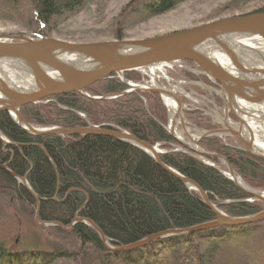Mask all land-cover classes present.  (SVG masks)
I'll return each mask as SVG.
<instances>
[{
	"label": "trees",
	"instance_id": "16d2710c",
	"mask_svg": "<svg viewBox=\"0 0 264 264\" xmlns=\"http://www.w3.org/2000/svg\"><path fill=\"white\" fill-rule=\"evenodd\" d=\"M23 1L0 0V9L36 35L44 34V29L61 17L80 10L85 2L26 0L30 2V9ZM182 1L129 2L115 20L112 37L122 39L127 27L163 14ZM259 11H264V6L252 12ZM184 61L196 67L191 61ZM137 75V71L124 73L128 81ZM126 89L127 86L112 75L85 92L96 97ZM162 103L155 92H130L99 100L70 92L49 97L39 104L24 105L20 112L28 123L37 127L79 128L92 124L126 130L150 145H158L162 149L160 159L197 183L222 212L237 217L261 211L257 200H244L251 196L215 168L192 153L177 149L179 143L165 130L167 114ZM0 132L15 144L3 146L0 142V195L10 203L16 216L34 218L36 202L2 165L26 178L39 198V221H56L70 227L75 215L87 218L115 248L163 230L187 228L216 218L197 192L189 190L149 155L129 143L94 134L31 136L5 111L0 112ZM201 143L206 152L226 158L247 185L264 188V159L214 137H206ZM208 159L218 163L217 158ZM263 226L264 220L221 226L157 239L133 249L110 250L93 228L78 222L70 231L58 226L39 229L51 236L59 234L63 243L54 239L48 244L50 249L33 245L13 250L0 242V264H209L219 249L236 246L256 232L260 233V241L252 249L253 254L249 252L250 259L245 264H264V231H260ZM172 252L177 253L173 261L168 257Z\"/></svg>",
	"mask_w": 264,
	"mask_h": 264
},
{
	"label": "water",
	"instance_id": "95a60500",
	"mask_svg": "<svg viewBox=\"0 0 264 264\" xmlns=\"http://www.w3.org/2000/svg\"><path fill=\"white\" fill-rule=\"evenodd\" d=\"M230 36L258 37L264 42V11L225 16L201 23L197 26L171 31L161 35L142 39H114L90 42H71L49 36L36 34H16L0 36V112H7L13 122L31 136L55 134L60 136L106 135L132 146L149 155L163 170L174 176L189 190L197 192L202 203L214 214L215 219L187 228L163 230L148 235L136 242L121 245L118 248L108 244L102 231L89 219L74 216L70 227L56 221H38L39 198L33 192L24 176H18L5 165L2 167L22 185L35 199V223L40 227L58 226L70 231L75 223H83L93 228L103 245L110 249H133L151 241L171 236L186 235L196 231L214 229L221 226H234L256 223L264 220V209L247 216H229L219 210L209 199L207 193L193 180L167 166L161 159L162 151L156 145H150L126 130L105 128L88 124L86 127L65 128L60 126L35 127L28 123L20 112L27 104H39L45 99L70 92L79 93L92 100L115 98L130 92H155L163 101L173 98L177 104L179 121L182 120V106L172 89H167L154 82L139 84L127 81L125 72L137 71L147 74L158 67L174 62L191 61L201 73L216 81L220 86L219 95L226 103L233 105L237 99L249 103H262L264 100V68L252 65L243 60L242 53H235L227 47ZM211 48L218 50L230 65H224L214 57ZM12 69L13 74L7 71ZM112 75L123 82L127 89L117 94L90 97L85 90ZM187 95V94H186ZM225 108V117H227ZM239 122L243 124L240 118ZM226 127V126H225ZM168 133L174 136L168 129ZM233 135L239 133L225 129L204 131L191 144L186 146L195 151L194 155L204 164L215 168L228 178L238 189L264 204V191H255L247 187L229 165L226 158L216 153L204 152L196 147L197 140L210 135ZM175 137V136H174ZM176 138V137H175ZM241 138V137H240ZM182 145L185 143L176 138ZM245 152L264 159V154L254 149L251 142L242 139ZM3 146L15 145L0 132ZM194 145V147H193ZM208 158L220 159L226 171L215 167Z\"/></svg>",
	"mask_w": 264,
	"mask_h": 264
},
{
	"label": "rangeland",
	"instance_id": "374dc122",
	"mask_svg": "<svg viewBox=\"0 0 264 264\" xmlns=\"http://www.w3.org/2000/svg\"><path fill=\"white\" fill-rule=\"evenodd\" d=\"M134 1L141 0H85L80 10L72 15L61 17L56 23L46 27L42 35L71 42L114 40L115 38L112 37V28L115 25V20L119 17V14L122 13L127 4L129 2L134 3ZM23 2L31 9L29 1L24 0ZM263 6L264 0H184L163 14L149 17L146 20L127 27L123 32L124 36L122 39H142L171 31L183 30L217 18L250 13ZM12 17L14 16L8 15L3 9H0V36L16 35L20 33L34 34L32 31L25 29L22 22H18ZM154 73L155 74H151L147 72V74H145L139 72L136 78L129 81L139 84L154 82L167 89L173 90V87H176L187 93L190 99L182 92L180 93L177 91L176 94L180 103L183 105L181 110L182 120L185 130L188 131L190 137L196 140V136H199L201 132L222 128L221 124L224 123L221 119H226L224 117L225 108L228 110L229 107L225 99L221 98L219 95L220 87L217 86V82V84L212 83V79L210 80V78L201 73L199 68L193 67L186 61L174 62L167 66H163L160 68V71L155 70ZM236 101L241 102L243 100L237 99ZM162 104H164V102ZM163 106L166 107L165 105ZM165 109L167 115L164 126L168 133L169 113H171L172 110ZM226 113L229 119H231V123L235 126H239V124H237L238 121H236L231 112ZM236 115H238L241 120L247 119L246 122L252 121V117L248 114L244 116L242 113L236 112ZM258 117L257 115V117L255 116L256 119L254 118L257 122V127L255 126L256 130H260V128L264 126V120L259 121ZM176 119L177 121L179 120L178 116H176ZM259 123H261L262 126L258 125ZM175 127L181 137L180 140L185 143V145H182L176 139L180 137L175 136V138L172 136L179 143V148L177 149L194 155L195 151L186 147L191 144V141H189L188 135L184 132L180 121L175 124ZM206 137H214L221 143L230 147L243 151L245 150V144L242 142V139H244L243 136H241L242 139H238L232 135H210ZM206 137L200 138L195 144L198 149L204 152H206V150L201 146L204 145L201 141ZM157 148L160 149L158 145ZM160 150L162 151V149ZM208 160L211 162L210 159ZM217 161L218 163L212 162L214 166L220 170L226 171L225 164L220 159H217ZM240 179L247 187L259 192L264 191V188H252L247 185L241 177ZM253 199L254 198L251 196L244 200L252 201ZM9 204L6 198L0 195V242L4 243L5 246L13 250H22L25 247H33V245H37L44 249H50L48 244H52L54 239L56 241H61L58 233H52L51 236L48 232L39 230L51 226L40 227L35 223L33 217H23V215L21 216L20 214L16 216L15 214L17 213L12 212ZM258 204L263 210L264 204L261 201H258ZM260 229V231L263 232L264 226ZM261 234L263 235V233ZM259 241L260 233L256 232L250 238L236 246L223 247L219 249L209 264H245L247 259H250L251 253L253 254L252 249L256 244L258 245ZM61 243L63 242L61 241ZM238 249H241V252H238ZM246 253L247 255L244 256ZM176 254L177 253L172 252L168 254L170 255L168 257L172 259ZM173 260L174 258L171 261Z\"/></svg>",
	"mask_w": 264,
	"mask_h": 264
},
{
	"label": "bare ground",
	"instance_id": "6f19581e",
	"mask_svg": "<svg viewBox=\"0 0 264 264\" xmlns=\"http://www.w3.org/2000/svg\"><path fill=\"white\" fill-rule=\"evenodd\" d=\"M227 47H230L233 51H235V53H242L244 54L243 60L249 64L252 65H260V69L264 68V42L258 38V37H243V36H230V38L228 40H226ZM212 53L214 55L215 58H217L219 61L223 62L224 65H230L229 61L226 60L222 55V53H220L218 50H214L213 48H211ZM163 67V66H162ZM161 67L156 68L155 70H159L160 71ZM152 70L150 73L151 74H155L154 71ZM9 72V75H12V69L9 68L7 70ZM180 91V90H179ZM192 100V99H191ZM165 105L167 106L168 109H171L172 112L169 114V124H168V130L174 134V136L176 137H180L179 133L176 130L175 124L178 122L176 119V113L178 112L177 109V104L175 102V100L173 98L170 97H166L165 98ZM234 107L240 111L243 112L244 114H260L263 115L262 117H264V100L262 101V103H260V105H262L261 108H259L258 106H252L250 104H248L247 102L241 101V102H235ZM181 106L183 107V105L181 104ZM181 107V108H182ZM224 125L227 127V130H231L234 132H238V127L234 126H230L229 122L227 119L223 120ZM244 125H246V128L248 130L249 133V141L251 142V144H253L254 146L262 149L264 151V141L258 139L261 136H264V129L262 131V128H264V126H262V128H260V130H256L255 125L253 123H251V121H249L248 123H246V121L243 120ZM184 132L189 135L188 131L184 129ZM241 135V134H239ZM259 135V136H257ZM192 139H194L193 137H191ZM181 139V137L179 138Z\"/></svg>",
	"mask_w": 264,
	"mask_h": 264
},
{
	"label": "flooded vegetation",
	"instance_id": "af4514ba",
	"mask_svg": "<svg viewBox=\"0 0 264 264\" xmlns=\"http://www.w3.org/2000/svg\"><path fill=\"white\" fill-rule=\"evenodd\" d=\"M180 66H182V65H180ZM194 72V71H193ZM195 73V72H194ZM196 74H199V73H196ZM211 80V79H210ZM212 81V83H215V84H217L216 83V81H213V80H211ZM182 83V82H181ZM180 84V83H179ZM217 86L218 87H220L219 86V84H217ZM173 90H175L174 91V95L177 97V91H179L180 89H177L176 87H173ZM180 93L182 92L184 95H186L187 93H185L184 91H182V90H180L179 91ZM178 92V93H179ZM179 93V94H180ZM182 95V94H181ZM186 96H188V95H186ZM189 97V96H188ZM177 99L179 100V98L177 97ZM189 99H190V97H189ZM245 102H247V101H245ZM248 104H250V105H252V106H258L259 108H261L262 107V105H260V103H256V104H253V103H249V102H247ZM228 110H227V112H231V114L234 116V118L236 119V121H238V123L237 124H239V126H236V127H238L237 129H238V132H239V134H241L240 135V137L241 136H243V138L245 139V138H247V139H249V133H248V130H247V128H246V125H244V123L243 124H241L240 122H239V117H238V115H236V112H239V113H242L244 116L246 115V114H244L243 112H240V111H238L235 107H234V105H229L228 104ZM185 108V107H184ZM234 108H235V110H234ZM230 109V110H229ZM227 114V113H226ZM248 115H250L251 117H252V121H251V123H253L255 126H256V124H257V122L255 121V116L257 117V115L259 116L258 117V120L259 121H263L264 120V117H262L263 115H261L260 116V114H254V113H252V114H248ZM178 116V115H177ZM224 117H225V114H224ZM179 118V117H178ZM227 120H228V122H229V125H231L232 127H234L235 125H233V123H231V119H229V117H228V115H227V117H225ZM250 118V117H249ZM255 118V119H254ZM234 119V120H235ZM222 121L224 120V119H221ZM247 120V119H246ZM246 120H244V121H246ZM233 122V121H232ZM224 123V122H223ZM246 123H248V122H246ZM222 126V128L223 129H225L226 127H225V125L224 124H221ZM258 125H261V123H259ZM262 126V125H261ZM257 127V126H256ZM221 128V129H222ZM235 128V127H234ZM264 128H262V130H263ZM227 135H230V134H227ZM226 136V135H225ZM233 136V135H232ZM257 136H259V135H257ZM199 136H196V139L198 138ZM235 137V136H234ZM239 137V138H240ZM188 138H189V141H191V139H190V137H189V135H188ZM236 138H238V137H236ZM238 138V139H239ZM195 139V138H194ZM241 139H242V137H241ZM258 139H260V140H262V141H264V136H261L260 135V137L258 138ZM243 142V141H242ZM256 149H257V151L259 150L260 151V153H262V154H264V151L262 150V149H260V148H258V147H256V146H254ZM258 151V152H259Z\"/></svg>",
	"mask_w": 264,
	"mask_h": 264
}]
</instances>
